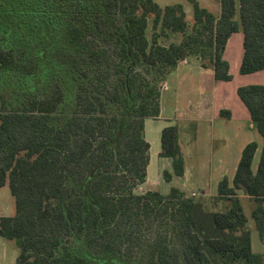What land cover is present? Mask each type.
<instances>
[{"label": "trees", "instance_id": "obj_1", "mask_svg": "<svg viewBox=\"0 0 264 264\" xmlns=\"http://www.w3.org/2000/svg\"><path fill=\"white\" fill-rule=\"evenodd\" d=\"M189 1L191 20L182 4L153 0H0V187L15 201L0 237L18 248L16 264H264L236 193L264 245V85L236 89L262 146L255 170L251 141L231 183H217L222 210L175 186L134 192L159 76L195 56L230 80L223 51L237 31L239 72L264 69V0H214L218 14ZM159 154L171 161L166 182L183 175L177 125L161 129Z\"/></svg>", "mask_w": 264, "mask_h": 264}, {"label": "rangeland", "instance_id": "obj_2", "mask_svg": "<svg viewBox=\"0 0 264 264\" xmlns=\"http://www.w3.org/2000/svg\"><path fill=\"white\" fill-rule=\"evenodd\" d=\"M160 6L180 3L183 5L186 17L188 20H191L192 15V5L189 0H153ZM238 0H236L237 2ZM197 2L207 8L209 11L213 12L214 14H218L219 12V4L214 0H197ZM237 14L235 18H237ZM150 27V23H149ZM148 27V28H149ZM149 31V30H148ZM150 32V31H149ZM239 32V36L242 37V32ZM179 37L177 36H170L168 38H160V42L168 43L170 40H177ZM237 49L239 56L242 52V42L240 41L238 47L236 44L232 46L231 50ZM230 74L232 75L231 81H220L214 79L211 75V71L209 69H205L207 73V77L210 74V83H213V88L215 90H226L231 91L238 85H245V84H252L256 83V75L255 74H246L243 75L239 72L238 65L233 64V60L230 58ZM190 63L193 65L197 63L195 59H191ZM186 65H180L178 69L173 70L167 77V83H169V89H163L165 85H162L161 82L164 81L166 74L159 76V81L157 84V88L160 95V104L163 108V112L161 118L159 120L156 119H149L146 120V127H145V139L150 144V157L151 162L147 169L148 177L147 181L143 184H138L134 187V192L139 193L143 192L147 189L157 190L161 193H167L171 186L178 187L182 189L187 196H193L194 198H202L206 203V207L208 209L214 210H222L224 204L221 200L216 199V188L218 181L223 177L226 176L231 178L235 167L236 161L238 160L243 147L251 141L256 142L259 147L255 151V155L252 161V169L255 170L258 162V158L260 155L261 150V137L258 134L254 123L251 121L250 118H247L241 122V130L236 134L235 137H228L224 138L223 141L220 138L219 131L217 130L218 124L214 125V130L211 134H204L203 132L200 134V137L197 141V144L189 146L191 149V153L187 154L184 145L188 142L187 138L184 137V132L179 131L181 134V138L179 139L180 142V149L185 159L186 166L193 165L196 169L190 170L186 177L179 178L175 177L171 183L166 182L162 177V171L167 169L171 170V161L167 158H159L157 153L160 150V132L163 127H165L166 121H171L172 123H176L175 117L177 112L173 110V94H174V87L176 82L174 79L181 73L186 72ZM188 66V65H187ZM197 76L196 73L191 78V82L196 86L197 84ZM208 82V80H207ZM196 95V94H195ZM237 97V95L235 94ZM196 96H193V99ZM218 118L220 120L226 119L223 115H219ZM179 127L181 128L183 124L178 122ZM185 129H188V125H184ZM212 149L215 151V155L213 158H228L226 164L224 165L225 168L219 170L218 172H213L208 170V164L206 162H201V159H205V157H212L210 151ZM217 155V156H216ZM235 160V164L234 161ZM193 167V168H194ZM194 193L192 195L191 193ZM237 196L240 199V202L243 206L244 212L248 217V222L246 227L250 231L251 235V244L252 250L254 252H264V245L261 243L258 237V233L254 227V223L252 218L250 217V210L252 208V202L246 198V196L242 193L241 190H236ZM15 214V201L14 197L10 193L9 187L7 184L0 187V216H12ZM3 242L5 246H0V264H15L14 262V253L15 255L18 253V248L16 247L13 241L7 240L3 238ZM5 249V250H4ZM2 254L4 255L2 257ZM6 256V258H5Z\"/></svg>", "mask_w": 264, "mask_h": 264}, {"label": "crops", "instance_id": "obj_3", "mask_svg": "<svg viewBox=\"0 0 264 264\" xmlns=\"http://www.w3.org/2000/svg\"><path fill=\"white\" fill-rule=\"evenodd\" d=\"M236 1V0H235ZM238 4V1L236 2ZM243 42V34L242 37L239 36V32H233L227 39L226 45L224 47L223 51V58L228 62L229 66V73L231 72L230 69V61L229 59L231 58L233 60L234 65L240 66L242 54H243V47H242V52L241 55L239 56L237 49L235 48L233 51L231 50L232 46L236 44V47H238L239 43ZM191 59H195L197 61L196 65L190 63ZM180 65H186V72L179 74L174 81L176 82V85L174 87V94H173V104L174 108L173 110L177 112V115L175 117V120L177 121L176 123H172L171 121L168 122L166 121V126L168 125H177L178 130L184 132V137L187 138L188 142L186 145H184L186 153L190 154L191 148L189 146L197 144V141L200 137V134L203 132L204 134H211V132L214 130V125L217 123V130L219 131L220 138L224 140V138L228 137H235L236 134L241 130V122L249 117V113L244 106V104L241 102L239 99L236 89L239 86H236L232 92L231 91H226L224 89L222 90H215L213 88V83H210L209 80L211 79L209 76L207 77V73L205 71V68H202L199 63V59L196 58L195 56H187L184 59L178 61L176 66L171 69L165 76L164 81L161 82L162 85H165L163 89L167 90L169 89V83H167V77L168 75L173 71L179 68ZM188 65V66H187ZM211 71V75H213V71ZM196 73L197 76V84L194 86V84L191 82V78ZM248 74H255L256 75V83L252 84H259V85H264V69L258 70L252 73ZM231 75V74H230ZM246 75V74H243ZM208 80V82H207ZM232 80V75L231 79L228 81ZM224 81V80H220ZM245 85H250V84H245ZM196 94V95H195ZM237 95V97L235 96ZM193 96H196V98L193 99ZM159 105H160V111L158 116L156 117H147L149 119H156L159 120L161 118L163 108L161 107L160 104V96H159ZM228 111V113H223V117L226 119L220 120L218 116L220 115V111ZM221 115V116H222ZM147 118L144 119V134H145V127H146V120ZM178 122H181L183 126L180 128ZM184 125H188V129H185ZM181 132V134H182ZM181 134L179 133V139L181 138ZM259 134V133H258ZM260 135V134H259ZM145 137V135H144ZM261 137V136H260ZM262 140V138H261ZM262 146V143H261ZM259 145L257 144V148ZM256 148V150H257ZM149 149H150V144H149ZM160 150L157 153V156L159 158H167V157H162L160 156ZM149 154V163L147 165V169L150 165L151 162V157H150V151L148 150ZM210 154H212V157H205V159H201V162H206L208 164V170L213 171V172H218L219 170L225 168L226 161H228V158H219L217 159L213 158V156L216 154L215 151L212 149L210 151ZM183 155V154H182ZM255 155V153H254ZM217 156V155H216ZM240 158V156H239ZM238 158V160H239ZM254 158V156H253ZM169 159V158H167ZM184 159V157H183ZM238 160L236 161L238 163ZM259 160V158H258ZM253 161V159H252ZM235 164V160L233 161ZM236 163V164H237ZM258 163V162H257ZM237 166V165H236ZM193 165L186 166L185 164V159H184V173L182 176H178L179 178H184L186 177L187 173L192 170L196 169L195 167L193 168ZM257 167V166H256ZM236 169V167H235ZM167 170V169H165ZM171 171V170H168ZM235 172V170H234ZM234 174V173H233ZM148 173L146 175V181H147ZM177 176H173L171 181L168 183H171L173 179ZM233 177V175H232ZM231 178H228L229 182L231 183ZM145 181V182H146ZM220 181V180H219ZM218 181V182H219ZM182 190V189H181ZM217 195V188H216V194ZM0 246H5V243L3 242V238L0 237ZM5 250V249H4ZM259 253H264V252H259ZM4 255L2 254V257ZM16 257L17 254L15 255L14 253V262L16 264ZM6 258V256H5Z\"/></svg>", "mask_w": 264, "mask_h": 264}, {"label": "built area", "instance_id": "obj_4", "mask_svg": "<svg viewBox=\"0 0 264 264\" xmlns=\"http://www.w3.org/2000/svg\"><path fill=\"white\" fill-rule=\"evenodd\" d=\"M191 194H192V195H194V193H193V192H192Z\"/></svg>", "mask_w": 264, "mask_h": 264}]
</instances>
